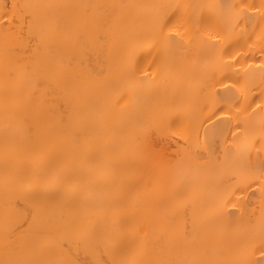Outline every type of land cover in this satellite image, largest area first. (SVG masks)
I'll use <instances>...</instances> for the list:
<instances>
[{"label":"bare ground","instance_id":"6f19581e","mask_svg":"<svg viewBox=\"0 0 264 264\" xmlns=\"http://www.w3.org/2000/svg\"><path fill=\"white\" fill-rule=\"evenodd\" d=\"M261 249L264 0H0V264Z\"/></svg>","mask_w":264,"mask_h":264},{"label":"snow or ice","instance_id":"6c2138e0","mask_svg":"<svg viewBox=\"0 0 264 264\" xmlns=\"http://www.w3.org/2000/svg\"><path fill=\"white\" fill-rule=\"evenodd\" d=\"M16 5H13V8H15ZM5 16H7V13H5ZM260 259L255 262V264H264V249L260 250Z\"/></svg>","mask_w":264,"mask_h":264}]
</instances>
